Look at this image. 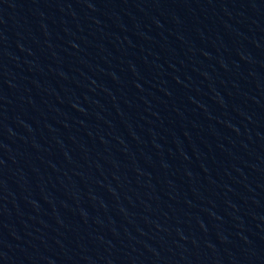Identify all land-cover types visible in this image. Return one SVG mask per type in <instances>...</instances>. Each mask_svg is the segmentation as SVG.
<instances>
[{
    "label": "water",
    "instance_id": "water-1",
    "mask_svg": "<svg viewBox=\"0 0 264 264\" xmlns=\"http://www.w3.org/2000/svg\"><path fill=\"white\" fill-rule=\"evenodd\" d=\"M0 108L94 264H264V0H0Z\"/></svg>",
    "mask_w": 264,
    "mask_h": 264
}]
</instances>
